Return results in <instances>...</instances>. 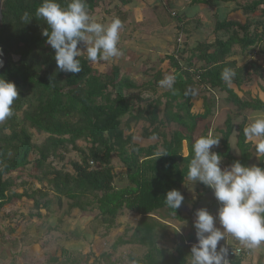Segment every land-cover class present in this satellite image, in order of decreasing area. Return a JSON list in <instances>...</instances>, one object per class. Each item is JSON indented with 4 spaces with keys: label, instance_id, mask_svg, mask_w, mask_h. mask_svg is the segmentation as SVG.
I'll use <instances>...</instances> for the list:
<instances>
[{
    "label": "trees",
    "instance_id": "16d2710c",
    "mask_svg": "<svg viewBox=\"0 0 264 264\" xmlns=\"http://www.w3.org/2000/svg\"><path fill=\"white\" fill-rule=\"evenodd\" d=\"M201 1L210 3L211 0H194L197 4ZM58 2L64 7L69 0ZM104 2L106 10L102 11ZM128 2L130 0H86V5L90 16L104 13L110 16L113 8L109 6L115 5L113 16L124 25V13L117 6ZM41 3L42 0L2 2L0 50L7 61L0 76L16 85L19 98L13 103V115L0 123V212L6 204L26 198L35 210L30 216L39 218L41 210H45L46 214L50 211L48 196L51 192L56 196L59 208L63 198L68 200L65 216L73 210L87 213L88 208L94 205L98 210L95 217H99L106 229H110L122 209L126 208L140 218L132 238H118L114 247L145 245L148 241L151 245L149 251L142 258L130 256L131 262L186 264V253L192 247L188 243L193 241L192 238L187 240L188 243L177 245L176 255L167 258L169 255L154 246V232L159 223L153 214L164 208L175 220L187 222L190 230L194 229L192 214L185 215L179 209L167 207L164 198L173 189L186 197L182 186L189 181L187 170L192 158V144L200 136L211 132L219 137V144L212 151L226 163L232 165L239 161L249 166L256 146L245 135L247 118L244 112L264 114V101L258 97L243 99L235 87L241 89L247 83L256 82L257 78L263 79L264 64L251 59L240 64L234 57L252 58L255 51L264 56V0H247L237 4L232 11L241 13L242 17L238 19L206 14L213 25V39L196 41L192 46L181 42L177 47L176 42L172 52L165 54L162 60L166 62L167 71L173 69L171 73L176 76L174 90L166 89L148 100L145 108L138 107L137 110H133L124 92L144 89L155 94V87L163 79L164 70L142 66L140 72L143 75L152 72V80L141 84H136L130 76L122 75L118 64L112 63L101 72L87 58V45L83 42L78 45L83 53L78 57L82 71L73 74L58 70L54 49L42 35L48 26L34 16ZM165 7H172L171 0H166ZM197 10L189 17H195ZM24 13L33 17L27 22L22 21ZM116 13L123 14L118 17ZM196 21L200 22L199 19ZM183 27L184 23L175 27L177 37L182 34ZM186 51L188 56L185 57ZM225 68H231L236 73L228 84L221 79ZM197 89L201 95H195ZM214 96H220L234 109L233 114L225 118L224 129L209 128V122H206L214 113ZM194 101H199L200 108L192 112ZM159 107H162L163 118L158 117ZM141 119L148 121V127L143 130L145 137L160 138V149L157 144L141 147L126 133L131 123ZM236 119H241V122L235 127L233 121ZM171 124L176 128L167 137L164 127ZM34 132L45 137L36 143ZM234 132L238 156L230 147V137ZM78 141L84 142L85 147L78 146ZM182 142L186 144V156L182 155ZM69 150L78 154V160L65 161L71 170L52 165L50 159L63 160L64 153ZM161 150L167 153L157 157ZM33 154L35 156L31 160ZM113 154L122 163L121 168L112 165ZM254 166L264 168V155L259 156ZM26 171H31L29 176L41 186L18 192L14 190L16 181ZM13 172L19 173L12 177ZM119 176L125 177L129 185L116 188L114 180ZM18 185L26 183L20 181ZM200 185L202 192L211 191L208 186ZM62 222L63 218H59L58 223ZM8 230L13 232L14 227H8ZM1 236L0 233L2 243H6L7 238Z\"/></svg>",
    "mask_w": 264,
    "mask_h": 264
},
{
    "label": "rangeland",
    "instance_id": "374dc122",
    "mask_svg": "<svg viewBox=\"0 0 264 264\" xmlns=\"http://www.w3.org/2000/svg\"><path fill=\"white\" fill-rule=\"evenodd\" d=\"M246 1L247 0H228L227 2L215 3L211 0L210 2L213 3V7L210 10L213 11L216 9L224 16L228 15L227 17L238 19L241 16L238 15L240 12L233 13L232 10L237 4H243ZM103 6L104 7L101 8L102 11L106 10V2L103 3ZM109 7L110 9L113 8L110 18L107 19L109 13H104L100 16L92 15L91 17L100 23L107 24L112 20V17L114 18L113 15L116 12L115 5ZM118 7L123 13L129 11L134 12L132 7L126 4L125 6L119 5L117 8ZM192 9L193 8H190L188 11L191 12ZM123 13H116V15L120 17ZM171 14L172 15H169V18L176 16L173 12H171ZM116 15L115 17H117ZM200 17L201 19L199 20L203 23H197L196 18L198 17L192 19L191 21L187 20V22H184L185 27L182 28V34L178 37L176 34L175 37H171L172 50L179 38L181 42H185V45L187 46H192L196 41H210L213 39V25L210 19L208 18L209 20L206 21L204 15H201ZM169 18L167 16L168 21ZM173 18H171V21H176L178 19L176 17ZM86 45L87 47L89 46L88 44ZM125 45L126 44H124L120 38L119 47L122 50L123 55L110 59L109 61L95 62L94 67L103 72L110 64L114 63L120 66V72L122 75L130 76L136 84L151 81L152 72H149L147 75H143L140 72V65L143 64L144 60L147 61L146 55L144 53H139L138 55L129 53L126 55L123 51L125 50ZM187 52L188 51H186L183 56H188ZM149 57V61H147L143 66L147 67L154 65L155 63V69L161 65L162 67L167 66L165 62H162L163 59L157 62L161 56L158 57L157 54H155L150 55ZM234 58L240 64L249 62L250 59L256 63L264 64V56L258 51L253 53L252 58L240 55L235 56ZM130 60H133V62ZM172 70L173 69H169L167 71L166 68L163 73V78L167 74H172ZM253 82L254 81L243 85L241 89H236L235 87L236 92L243 99L258 97L264 101V92L262 91V89H264V78L260 80L257 78L256 82ZM166 89L167 88L162 87L159 82L155 87V94L150 90L144 89L129 90L124 93L128 102L133 107V110H137L138 107L145 108L148 100L154 99ZM199 91L200 90L197 89L195 95H201L202 93ZM162 100L164 101V99ZM194 103L195 106L192 109V112L195 111V109L200 108L199 101L197 103L194 101ZM213 106L214 113L208 117L209 121L206 122H209V128L217 127L224 129V120L228 115L233 114L234 109L232 105L225 102V100L220 96H214ZM161 108L162 107H159L158 109L159 118H163ZM244 113L247 118L245 126H248L253 119L264 116L263 113L259 112H255L257 115H260L256 117H254L251 111H245ZM123 119L125 120L126 116H124ZM240 122L241 119H236L233 121V125L236 127ZM147 127L148 121L141 119L131 123L126 129V133L130 134L132 140L141 147L157 144L158 149H160V138L145 137L143 130ZM164 128V132L168 137L169 133L176 128V125L171 124L165 126ZM44 137V134H36L34 132L33 140L36 143H39ZM247 140L256 146L259 138H247ZM235 143L236 139L234 132L230 137V147L233 154L238 156L239 152ZM77 145L85 147V143L82 141H78ZM181 151L183 156L187 155L186 144L184 142H182ZM260 155L261 154L257 151L253 152V156L249 161V166H254ZM34 156V154L31 155L30 159L32 160ZM70 159L78 160V154L69 150L64 153L63 160L52 158L50 161L52 162V165L57 168L64 167L67 170H71L69 165L65 163L66 160ZM111 162L115 168L122 167V163L115 154L112 155ZM230 166V164L226 163V160L221 158L220 167L222 170L229 168ZM28 172L31 171H26V173L23 174V177L16 181L14 190L18 192H21L24 189L31 191L32 189L39 188L41 186L37 180L29 176ZM18 173L19 172H13L11 176L15 177ZM20 181L25 182L26 185H18ZM189 182V185H185L186 191H189L188 194H191V192L194 193V189H196L198 193L200 192L199 190H202L199 181ZM126 185H129V182L125 179V177L119 176L115 178L114 186L116 188H121ZM209 189L212 192L211 194H213V199L216 201L215 204H217V208H219L220 203L215 198L213 190L211 188ZM48 199L50 200V211L46 214L45 210H41V217L39 218L36 216H30V214L35 213V210L32 208L31 201L26 198L15 201L13 204H6L3 207L0 212V233L2 234L1 237L5 236L7 238V242L5 244V242L2 243L0 240V264H108L110 261H114V264H134L130 261L129 257L134 256L142 258L151 247L148 241L145 245L127 244L114 247L113 244L118 238H132L133 230L137 226L140 218L139 215L127 210L126 208H123L121 213L117 216L115 225L110 229H106L105 225L100 222V218L95 217L98 216V210L94 208V205L88 208L87 213H80L77 210H73L69 215L65 216L68 200L63 198L62 207L59 208L56 203V196L53 193H49ZM200 201L202 203L200 207L204 208L205 205H208L209 198L206 195L205 197H202ZM215 207L216 206L212 208L215 210ZM208 211L213 215V211ZM153 217L159 223V227H157L154 232V246L165 252L166 255H169L167 258L171 259L172 256L176 255V246L182 242L188 243L187 240H190V238L197 242V239H194V237H196V229L190 230V227L188 228V223H181L175 220L172 215L166 212L164 208L154 211ZM59 218H63L62 223H58ZM8 227H14V231L9 232ZM179 228L180 230L177 231ZM245 250L247 251V249ZM103 253L106 254L105 257H100L99 255ZM186 257V264H191V250L187 251ZM162 261L163 263L165 262L164 259H162Z\"/></svg>",
    "mask_w": 264,
    "mask_h": 264
},
{
    "label": "clouds",
    "instance_id": "9594fccd",
    "mask_svg": "<svg viewBox=\"0 0 264 264\" xmlns=\"http://www.w3.org/2000/svg\"><path fill=\"white\" fill-rule=\"evenodd\" d=\"M34 16L48 26L42 35L54 49V59L60 71L73 74L82 71L78 59L83 54L78 46L80 42L89 45L87 58L94 63L123 55L119 47L122 21L119 18H113L107 24L96 21L87 10L86 0H69L64 7L58 0H42ZM31 17L24 13L22 21L27 22ZM235 75L233 69L225 68L221 79L228 84ZM175 82L176 76L167 74L160 84L174 90ZM18 98L16 85L0 76V123L13 115L12 106ZM244 132L249 139L259 138L256 151L264 155V116L253 119ZM218 144L219 137L211 132L192 144L187 178L211 188L220 206L216 216L206 208L196 211L197 243L191 247V264H226L227 249L221 245L218 250L226 234L250 249L264 244V168L244 166L235 161L222 170L221 156L212 151ZM166 153L161 150L157 157ZM183 200L184 196L175 189L169 190L164 198L166 206L174 210L180 208ZM217 220L220 228L216 226Z\"/></svg>",
    "mask_w": 264,
    "mask_h": 264
},
{
    "label": "crops",
    "instance_id": "0c3cea01",
    "mask_svg": "<svg viewBox=\"0 0 264 264\" xmlns=\"http://www.w3.org/2000/svg\"><path fill=\"white\" fill-rule=\"evenodd\" d=\"M165 3L166 0H141V1L130 0V2L126 4L132 7V10H134V12L133 11L124 12L125 21L120 33L121 41L127 45V46L125 45V50H123L126 55L129 53L135 55H138L139 53H144L146 55V60L149 61L150 55L157 54L158 57L161 56L159 60H157L158 62L164 58L165 54H168L172 51L171 37L172 36L175 37L176 26H179V24L181 25L182 23L187 22V20L191 21L196 17H198L196 18V20L201 19L200 17L201 15H204L206 21L208 20L207 15L211 16V14L214 13L218 14L219 16H224L216 9L211 11L210 9L213 7L212 6L213 3L211 2L208 3L207 1L206 3L205 1H201L200 3L197 4L194 2V0H171L172 7L169 9L165 7ZM190 8H193L191 12L188 11V9ZM197 8L198 10L196 16L189 17L190 14L193 13ZM171 12H173V14L175 12L176 18H180L183 20L179 21V19H177L176 21H171V18H173V17L169 18ZM238 15L240 16L241 13L240 14L238 13ZM167 16L169 18V21L167 20ZM108 18H110V16H107V19ZM200 22L203 23L201 20ZM130 61L133 62V60ZM147 61L144 60L143 64L140 65V67L146 64ZM155 65L156 63L154 65H150L147 67H155ZM166 67H162L161 65L160 67H157V69L161 68L162 70H165ZM252 114L254 115V117L260 116L257 115L255 112H252ZM189 183H190L189 181L185 182L182 188L184 187L185 189V185H189ZM194 191H195L194 193L191 192V194H188L189 191L187 192L186 189L184 190L186 197L184 198L180 208H178L181 211V213L185 215L191 213L192 214L191 220L194 223L196 219L195 217L196 211L201 208L200 206L202 203L200 200L202 199V197H205L207 195V197L209 198V203L208 205H205L204 208L213 211L214 206H216L215 210L213 211V215L216 216L218 208H217V204H215L216 201L213 199L212 196L213 194H211L212 192L211 191L202 192V190H199L200 192L198 193L196 189H194ZM181 223H185V222H181ZM216 226L218 228L221 227L218 220ZM189 227L190 226H188V228ZM194 239L197 238L194 237ZM225 242L231 246L243 247L248 251L246 255L234 259L232 261V264H264V244H261V246L257 248L250 249L247 248L240 241L236 240L230 234H226L225 239L220 241L218 245V250L219 247L221 245L223 246ZM195 243L197 242L194 240L190 242L191 245H194Z\"/></svg>",
    "mask_w": 264,
    "mask_h": 264
},
{
    "label": "built area",
    "instance_id": "2783aa9c",
    "mask_svg": "<svg viewBox=\"0 0 264 264\" xmlns=\"http://www.w3.org/2000/svg\"><path fill=\"white\" fill-rule=\"evenodd\" d=\"M180 43H181V40L179 38L178 42H177V44H178L177 47L180 46ZM223 247H225L227 249V262H226V264H232V261L234 259L240 258L241 256L248 253L243 247L231 246V245L227 244L226 242L224 243Z\"/></svg>",
    "mask_w": 264,
    "mask_h": 264
},
{
    "label": "water",
    "instance_id": "95a60500",
    "mask_svg": "<svg viewBox=\"0 0 264 264\" xmlns=\"http://www.w3.org/2000/svg\"><path fill=\"white\" fill-rule=\"evenodd\" d=\"M2 2L3 0H0V23L2 19ZM0 61H2V64H0V73H1V71L5 68L7 61L4 55L2 54L1 50H0Z\"/></svg>",
    "mask_w": 264,
    "mask_h": 264
}]
</instances>
